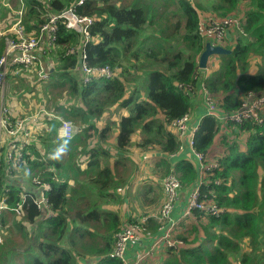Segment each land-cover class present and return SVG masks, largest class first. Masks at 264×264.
<instances>
[{
	"label": "trees",
	"instance_id": "trees-1",
	"mask_svg": "<svg viewBox=\"0 0 264 264\" xmlns=\"http://www.w3.org/2000/svg\"><path fill=\"white\" fill-rule=\"evenodd\" d=\"M32 1L27 3L24 25L28 32H37L46 18ZM77 1L53 0L51 6L56 13ZM209 4L202 12V5L190 0H169V4L167 0H86L77 10L93 19L91 37L85 44L87 63L90 67L109 66L113 72L110 78L95 77L88 83H81L78 71L77 49L83 39L59 24L55 53L43 55L45 64L51 61L47 82H52L46 93L52 87V117L43 115L46 125L42 120L37 127L41 134L24 147V160L18 168L9 172L4 161L0 167V196L9 207L20 202L24 193L34 194L31 179L50 187L49 214L28 197L22 220L13 222L16 228L29 225L37 231L27 237L24 264H122L114 254L116 233L161 208L166 198L164 178L177 176L181 194L195 186V160L189 156L176 161L168 158L180 146L172 122L190 110L194 114L196 95L187 96L178 84L205 85L223 113L237 109L240 97L248 91L264 94V0H209ZM9 11L0 0V20ZM239 13L245 35L231 46L228 32L223 43L231 52L212 56L208 70L202 72L199 57L207 41L199 34L201 17L237 18ZM10 36L13 34L0 38V57ZM70 47L76 51L68 53ZM253 58L257 61L254 69L250 65ZM20 72L27 74L16 68L9 76ZM43 81L37 78L35 85ZM202 105L205 112L203 101ZM48 106L46 102L41 107ZM113 108L120 113L117 118L110 115ZM54 114L77 125L79 131L72 139L59 138L60 122ZM98 121L104 126L97 127ZM197 148L220 155V169L209 182L221 180L214 191L224 211L215 217L195 210L182 220L175 236L184 244L166 249L161 264H234V260L264 264V127L251 121L240 127L207 116L201 121ZM128 164L133 167L130 171ZM202 191L207 192L205 187ZM149 195L154 203L151 208L146 200ZM129 200L131 209L139 203L142 210L139 216L130 215L124 221L121 206H127ZM7 218L4 213L3 226ZM159 226L158 219L150 218L148 230L157 234L153 242L161 234ZM201 235L210 239L213 250L191 247ZM10 242L6 236L0 244V264L20 252ZM134 243H128L126 258Z\"/></svg>",
	"mask_w": 264,
	"mask_h": 264
},
{
	"label": "built area",
	"instance_id": "built-area-1",
	"mask_svg": "<svg viewBox=\"0 0 264 264\" xmlns=\"http://www.w3.org/2000/svg\"><path fill=\"white\" fill-rule=\"evenodd\" d=\"M86 0H78L77 4L65 8L56 13H50L46 21L41 24L37 32H28L24 25L23 9L16 10L11 16V26L9 32L13 36L6 38V46L3 55L0 57V167L2 161L6 169L12 172V169L18 166L24 160V147L34 139L36 128L40 124L42 114H23L16 115L13 105L6 100L8 88L9 73L16 68L27 70L38 79L48 80L49 74L42 65L41 56L47 51L56 48L58 39L59 24L63 23L68 30L78 33L83 39L80 48L77 49L79 70L82 74L81 83H88L91 79L110 78L113 74L109 66L90 67L87 63V54L85 44L91 37L90 28L93 24L91 17L82 16L78 13L77 6L82 5ZM237 23L236 17H226L213 19L212 17H201L199 24V34L206 41L213 45L224 46V40L232 26ZM4 33H1L3 35ZM76 50L70 47L67 52L74 53ZM206 72L208 68L201 69ZM178 87L189 97L197 95L200 91L203 95L205 106L203 120L207 116L221 122H230L242 126L245 122L251 121L260 128L264 127V94L248 91L240 98V106L227 113L221 112L218 99L211 95L205 85H195L194 83H180ZM52 117V113H47ZM60 122L59 138L72 139L79 131L78 127L71 121L61 116L53 115ZM193 114L191 110L181 118L175 119L171 126L177 132L180 146L176 156L179 153L188 150L189 157L195 160L197 170V179L195 186L189 191L188 205L179 219L172 217V213L179 200L180 180L177 176L170 174L164 178L165 201L161 208L155 212L143 216L139 221L126 224L115 236V255L122 261V264H144L145 260L164 249H177L184 242L174 236V230L182 220L190 217L193 211H199L205 216L219 217L223 209L218 206L217 194L214 187L221 184V180L210 178L214 171L220 169L218 152L206 154L200 152L197 148L198 133L201 123L197 126H191ZM255 132V130H254ZM243 136V134H242ZM30 183L34 187L33 193H24L20 202L13 207H9L4 197L0 196V216L3 211H11L20 215L24 212V205L28 197H31L37 208L45 214H49L50 206L47 198V192L50 187L46 184L40 185L36 179H31ZM205 187V191L202 189ZM150 218L158 219L160 222V236L147 248L136 251L133 261L126 258L127 245L129 242H140L146 236H152L148 230ZM1 243V240H0Z\"/></svg>",
	"mask_w": 264,
	"mask_h": 264
},
{
	"label": "rangeland",
	"instance_id": "rangeland-1",
	"mask_svg": "<svg viewBox=\"0 0 264 264\" xmlns=\"http://www.w3.org/2000/svg\"><path fill=\"white\" fill-rule=\"evenodd\" d=\"M190 1H192L196 6H198V4H201L202 5V8H201L202 12L210 7V4H209L208 0H190ZM167 2L169 4V0H167ZM236 19H237V23L234 24L232 26V28L230 29V31H229V32H231L230 34L232 35V37L229 36V39H230L229 40V45H231V46L236 44L238 38H241L240 36L243 33V23L244 22H243L242 14L239 13L238 17ZM5 27H6V29L8 28V23H5ZM226 48H227V46H226ZM256 64H257V61H256V59L253 58L251 60V62H250V65L252 66L253 69L256 68ZM118 72H121V68H118ZM35 82H37V79H35V78H33V81H31V82L27 80V82L25 83L26 85L24 86V88L19 90V91H17L16 98L17 99L20 98L23 102H28V103H33L34 104L33 109H32L31 112H29V114H42V115H44V114H46V112L50 113L49 110H52V87L49 90V94L46 93V92L48 91L47 90L48 83H51L52 81H48L47 82V80H44L39 85H35ZM34 86H37V87H34ZM13 92H14V90H13ZM197 96H198V94H197ZM46 102L49 105L47 107L48 110L41 107L42 104L46 103ZM119 114L120 113L115 108H113L110 111L111 117L117 118L119 116ZM44 125H46V124H44ZM96 125H97V127L101 128L102 126H104V122H102V121L99 122L98 121L96 123ZM40 134H41V131L35 132L34 139L32 141H35L37 136H39ZM55 141L59 142V140H57V139H55ZM61 152H62V154H66L64 149H61ZM132 156H135V154L133 153ZM141 167H143V166H141ZM141 167H136V169L140 170ZM127 169H129V171L131 169H133L131 164L130 165L128 164ZM154 171H156L157 175L160 177L161 172L157 168H155ZM136 172H137V170H136ZM15 178L18 179L17 177H15ZM24 180H26V179H24ZM26 182H27V180H26ZM29 183H30V181H29ZM151 197H152V195H149L148 198L146 199L147 203H150L149 208H151V206L154 205V203H151ZM130 205L131 204H130V200H129V202L127 203V206H125V205L121 206V211L124 210V211L129 212V210L130 211L133 210V209L130 208ZM137 208H139L140 211H141L142 210L141 204H139V203L136 204V209ZM136 209H135V211H136ZM10 212L11 211H3L1 216H0V240H1V243L2 242L4 243L5 240H6V236H9L11 238V242L9 243V246L15 247L16 249L20 250V252L14 253L12 256H9L7 258V260H5V264H9L10 261H11V264H24V261H23V259L25 257L24 250L28 249L29 239H30V238L27 239V237L29 235H31L32 233L36 234L37 231H34L32 229L33 227H30L29 225H25V227L20 225L18 228L14 227L13 222L14 221L20 222V220H22L21 217H22L23 214L18 215L15 212H14V214H12ZM4 213L7 214L8 218H7L6 225L3 226L1 218H2ZM121 219H123V215L121 216ZM124 221H126V220L124 219ZM2 229H3V231H2ZM17 229H19V231ZM10 231L15 233V234L10 235ZM209 232H210L211 235L214 234V231H212V230H210ZM200 245H202V246H200ZM191 247H195L199 251H202L204 247H209L210 250H213L212 246L210 245V239L209 238H207V239L205 238L204 243L201 240L198 241V239H197V241L195 240L194 243L191 244ZM7 248H12V247H7ZM236 256H237L238 259H240V257L238 255H236ZM201 262H203V261H201ZM233 263L234 264H238V260H234Z\"/></svg>",
	"mask_w": 264,
	"mask_h": 264
},
{
	"label": "crops",
	"instance_id": "crops-1",
	"mask_svg": "<svg viewBox=\"0 0 264 264\" xmlns=\"http://www.w3.org/2000/svg\"><path fill=\"white\" fill-rule=\"evenodd\" d=\"M35 1H37V2H35ZM51 1H53V0H33L32 1L33 3L31 2V4H34L37 6V7L36 6L35 7L37 8V11L39 12V14L42 15V18H43V16L46 18V16L48 14L54 13L53 8L51 6V4H52ZM208 2H209V0H208ZM27 3H28V0H3L4 7L10 9V11H9L8 17L0 20V38H2L5 35L11 34L9 32V28H10L11 24L6 29L5 23H8L9 21H11V19H12L11 16L13 15V13L16 10L22 8L24 11V17L26 16ZM44 8H46L47 12L44 11ZM204 17L208 18L207 15H205ZM1 33H4V34L1 35ZM231 37H232V35H231ZM48 52H51V55H52V53H55V48H53L52 50H50ZM44 55H46V54H44ZM41 59H42V65L48 71L49 79H50V72H52V70H50V65H51L50 62L51 61L49 59L48 62L45 64L44 60H43V55L41 56ZM78 71H79V69H78ZM25 72L27 74H23V72H20L19 74L11 73L10 76L8 77V88H7V92H6V100L8 101L9 104L13 105V107L16 111V113H15L16 115L29 114V112L32 111L33 106H34L33 103L23 102L20 98H19L20 100L16 98L17 91L24 88L27 80L31 82V81H33V78L37 79L33 74H30L27 70H25ZM21 79H23L24 82H21ZM13 90H14V92H13ZM197 94H198V96L196 95V97L193 100L194 114H193V120L191 121V126H197L199 123H201V121H202L201 117L204 115V110H203L204 107L202 105L203 95L200 91H198ZM44 117H46V116H42V118L40 119V124H41L42 120L44 121ZM44 124H46L45 121H44ZM36 128H37V125H36ZM181 156L188 157L189 151L185 150L176 156L169 155L168 158L171 161H176ZM188 200H189V192H184L183 194L179 193L178 203H177V205H176V207L172 213L173 218L179 219L182 216L183 211L185 210V208L188 205ZM155 211H157V210H155ZM120 213H121V215H123V217L126 221L130 215L139 216L141 214L139 208H137L136 211L133 209V212H131L130 210H129V212L122 210ZM189 223L191 224L192 222L189 221ZM180 224L181 223H179L176 226V228L173 232L174 236H175L177 229L180 226ZM156 236H157V234L153 233L152 237L146 236L143 238L142 241L134 243L132 245H129V250H128L129 257L127 256V259L130 261H133L136 251L147 248V246L153 242V239ZM205 237H206V235L199 236L198 241L201 240L204 243ZM200 246H202V245H200ZM165 251H166V249L162 248L161 251L155 252L154 254H152V256H149L145 260L144 264H161L162 263V256L164 255Z\"/></svg>",
	"mask_w": 264,
	"mask_h": 264
},
{
	"label": "water",
	"instance_id": "water-1",
	"mask_svg": "<svg viewBox=\"0 0 264 264\" xmlns=\"http://www.w3.org/2000/svg\"><path fill=\"white\" fill-rule=\"evenodd\" d=\"M231 50L222 45H213L210 42H206L205 48L199 57V68L206 69L208 67L209 59L212 56H219L229 54Z\"/></svg>",
	"mask_w": 264,
	"mask_h": 264
},
{
	"label": "clouds",
	"instance_id": "clouds-1",
	"mask_svg": "<svg viewBox=\"0 0 264 264\" xmlns=\"http://www.w3.org/2000/svg\"><path fill=\"white\" fill-rule=\"evenodd\" d=\"M208 42V41H207ZM208 68V67H207Z\"/></svg>",
	"mask_w": 264,
	"mask_h": 264
}]
</instances>
